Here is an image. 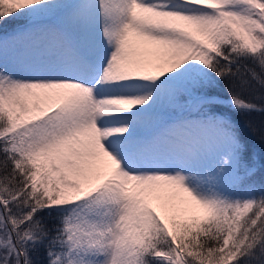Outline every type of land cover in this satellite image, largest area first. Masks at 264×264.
I'll list each match as a JSON object with an SVG mask.
<instances>
[{"label": "snow or ice", "instance_id": "1", "mask_svg": "<svg viewBox=\"0 0 264 264\" xmlns=\"http://www.w3.org/2000/svg\"><path fill=\"white\" fill-rule=\"evenodd\" d=\"M0 264H264V0H0Z\"/></svg>", "mask_w": 264, "mask_h": 264}]
</instances>
